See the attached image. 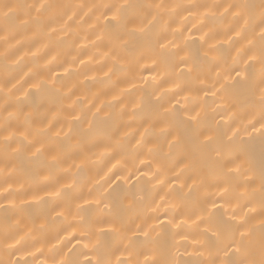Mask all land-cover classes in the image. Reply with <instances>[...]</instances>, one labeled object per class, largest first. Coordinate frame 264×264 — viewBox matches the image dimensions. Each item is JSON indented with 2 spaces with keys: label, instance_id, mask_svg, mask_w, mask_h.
<instances>
[{
  "label": "bare ground",
  "instance_id": "6f19581e",
  "mask_svg": "<svg viewBox=\"0 0 264 264\" xmlns=\"http://www.w3.org/2000/svg\"><path fill=\"white\" fill-rule=\"evenodd\" d=\"M262 3L0 0V264L259 259Z\"/></svg>",
  "mask_w": 264,
  "mask_h": 264
},
{
  "label": "snow or ice",
  "instance_id": "6c2138e0",
  "mask_svg": "<svg viewBox=\"0 0 264 264\" xmlns=\"http://www.w3.org/2000/svg\"><path fill=\"white\" fill-rule=\"evenodd\" d=\"M14 7H19L5 4L3 5L4 9L7 11L4 12V16L7 18L13 11ZM31 7V6H30ZM124 6H119L116 8L115 12L112 13V21L116 23H120L122 20V8ZM159 7V6H158ZM262 7H264V3H262ZM44 8V5L41 4L40 8L37 9L39 12L40 9ZM237 16L241 15V13L237 12ZM27 23V21H25ZM248 24V21L245 20V25ZM55 31V29H53ZM135 29L130 32V35H135ZM142 31V29H141ZM259 32H260V39L264 42V13L261 14V20L259 22ZM161 47H166V45L161 44ZM255 56L250 57V59H255ZM260 59L262 63H264V47H262L260 52ZM239 75V73H237ZM261 116H260V128L264 130V89L261 91ZM199 113H197V116ZM191 119H196V117H191ZM255 128V124L252 125ZM56 135H59L57 132ZM235 135V133H234ZM212 137L208 136L207 140L211 141ZM231 139V137H229ZM37 152H40V149H37ZM57 157L53 156L55 160ZM233 171V169H229V172ZM234 171L239 172V168L237 167ZM227 191V188L224 189ZM59 193H57L58 195ZM244 207L247 208V212L243 217L240 218L239 222L235 225L234 230L230 234L228 242L226 244V248L231 251L233 255H239L241 259L239 260V264H264V173L261 175V200H260V220H259V231H260V241H259V259L255 256L254 250V241H253V234L255 231V227L251 226L249 223L248 213H255L257 211L256 207L253 206L251 202H247ZM235 211L233 212L232 219H235ZM215 235V233H214ZM228 254L227 252L225 253ZM97 264H107V262L103 260H98ZM162 264H169L168 261H163ZM227 264H235V262L229 261Z\"/></svg>",
  "mask_w": 264,
  "mask_h": 264
}]
</instances>
